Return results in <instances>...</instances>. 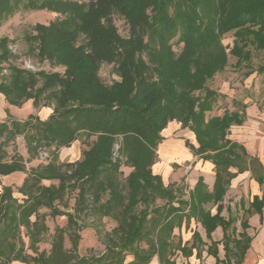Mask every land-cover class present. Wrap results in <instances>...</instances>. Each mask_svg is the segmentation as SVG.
Returning <instances> with one entry per match:
<instances>
[{
    "label": "trees",
    "instance_id": "1",
    "mask_svg": "<svg viewBox=\"0 0 264 264\" xmlns=\"http://www.w3.org/2000/svg\"><path fill=\"white\" fill-rule=\"evenodd\" d=\"M178 2L0 0V22L22 9L63 15L58 18L61 26L55 27V20L36 23L35 33L26 40L35 43L39 60L64 67L62 72L20 67L13 63L16 55L7 38L0 39V71H8L1 74L0 92L7 102L20 107L31 99L34 109H52L44 119L30 113L22 120L8 115L0 121V177L15 171L25 174L18 187L2 185L0 179V264H150L154 258L159 264H178L172 258L177 252L190 256L196 248V258L201 256L197 231L192 233L191 245L174 231L182 225L187 228L191 220L200 222L208 236L222 226L220 242L213 241L207 248L216 264H242L252 240L245 231L246 220L241 223L244 230L235 234L234 218L225 219L220 213L230 180L256 158L248 157L244 164V146L227 137L229 128L245 119L244 105L241 111L225 110L221 116L207 117L217 92L204 83L222 70L228 55L241 64L251 58L250 44L264 47V0H237L218 30L209 26L204 1H193L197 10L193 24L182 17ZM253 11L257 14L250 19L252 26L262 23L263 30H252L249 37L241 34L240 29L246 28L242 26L231 44H223L219 36L248 22ZM114 13L128 24L127 36L119 33ZM76 20L82 26H75ZM175 37L182 43L180 51L173 50ZM81 59L86 68H78ZM103 62L113 65L119 81L110 85L101 81L97 70ZM257 70L264 72V63ZM124 89L127 92L121 95ZM196 90L203 92L195 94ZM173 120L194 133L198 145L185 139V146L214 163L211 190L199 175L185 195L180 186L166 185L160 174L152 172L156 148L164 139L161 131ZM81 135L96 138L83 150V158L60 162L59 149ZM142 149L147 150L143 162L138 156ZM122 164L132 167L124 185L119 179ZM257 178L264 182V175ZM55 179L56 186L43 183ZM70 192H75L72 211H61L55 201L64 200ZM207 203L216 204V213L203 208ZM252 204L260 212L264 190L262 199L254 196ZM41 208L51 216H66L71 229L69 248L65 229L59 226L49 247L40 248L48 230ZM87 215L98 220L110 217L116 224L107 232L95 227L104 249L80 255V221ZM219 243L223 259L218 257Z\"/></svg>",
    "mask_w": 264,
    "mask_h": 264
},
{
    "label": "rangeland",
    "instance_id": "2",
    "mask_svg": "<svg viewBox=\"0 0 264 264\" xmlns=\"http://www.w3.org/2000/svg\"><path fill=\"white\" fill-rule=\"evenodd\" d=\"M80 1L88 2V0ZM193 1L195 0H179L178 2L180 3L178 7H181L180 13L182 14V12H184L182 17L189 21L190 24H193V18L197 16V10L195 9L196 6L193 5ZM202 1L205 2L204 14L208 16V19L210 20L209 26L212 30H214L217 29L218 25H222L226 17L230 16L229 11L232 9V6L237 0ZM254 11L252 15H250L251 17H249L248 22H244L238 27L227 30L219 36L223 44H231L234 35H236V30L240 29L242 26H246V28L245 30L244 28L243 30L240 29L241 34L249 35V37H251L252 30H263L262 23L252 26L250 19L257 14L254 13ZM61 17H63V15L47 10L22 9L3 19L0 22V39L3 37L7 38L8 47L11 49L12 53L16 55L15 58L12 59L13 63L32 71L44 70L46 72H62L64 69L63 66L52 65L46 60H39L36 56L37 49L35 43L26 40L27 35L35 33L34 25L36 23L47 25L55 20L54 22L57 23H55L54 26L57 27L56 25H62V22L58 20V18ZM112 18L119 33L122 36H127L128 24L125 20L116 13L112 15ZM80 24L79 20H76L75 26H82V24ZM69 28L72 29L71 24ZM194 31L195 30H192L193 33ZM176 41L177 38L175 37L172 40L173 50L180 51L182 43ZM248 47L251 51V58L248 62L238 64L235 57L228 55L226 65L222 68V70L217 71L211 78L207 79L204 85L205 87L215 91V93L217 92L212 109L206 113L207 117L213 115L221 116L225 110L229 112L234 110L241 111L243 109L242 106L244 105V122L241 125H232L229 128L227 137L242 144L249 155L257 157L256 161L254 160L251 163V173L254 172L256 175L260 166H262L264 171V72L259 73L257 70L258 66L264 63V47L257 48L255 45L251 44ZM82 59L77 64L79 69L86 68V63ZM5 65L6 64H3V67H5ZM247 71H251V73L246 76L245 74ZM6 73H8L7 70L0 71V78L1 74ZM97 74L101 81L108 85L120 80L119 76L114 72L113 65L111 63H101L97 70ZM126 92L127 90H122L121 95ZM202 92L196 90L195 94H201ZM51 110V107L48 106H45L43 109L42 107L34 109L31 99H28L20 107L15 105L12 106V104L7 102L5 94L0 92V117L6 118L8 115H11L18 119H25L30 113H35L39 117H47ZM161 134L164 139L156 148V160L151 167L152 172L160 174L164 184H175L180 186L185 195L188 194V191L193 187L199 175H203L207 188L211 189L214 181V163L210 159H203L201 154L195 155L189 147L184 145L185 139L189 141V143L193 144L194 147L198 145L194 137V133L189 131L188 128L180 127V123L173 120L168 122L163 131H161ZM119 138H117L113 146L115 155L117 154V149L119 147ZM95 139V136L85 137L84 135H81L79 139L73 141L70 146L59 149V161L74 162L82 159L83 150L87 149ZM17 144H19L18 148L21 150L23 144L21 142V137H18ZM146 154L147 150L142 149L138 155L141 157V162L146 159ZM249 155L244 158V164H246V160L249 159ZM37 161L38 160H34L32 163L36 164ZM131 169V166H127L125 164L120 166L119 179L121 184H125V177ZM2 176L6 175H1V177ZM252 177L249 176V172H246V177L237 176L231 180L222 200L224 207L223 215L227 216L228 211L230 217H232V215L238 216V201L240 199L248 200L253 193L260 191V188H258L255 182H253ZM1 179L4 181V178ZM43 183L47 185L53 183L56 186L58 180H44ZM16 185V187H18L20 183ZM74 194L75 192H70L64 200L55 201L61 211H72ZM105 198H107L106 195H104V199ZM213 206L215 207V205L207 203L204 204L203 208H210L211 211L214 212ZM40 211L46 213L45 222L48 227L47 232L43 235V241L39 244L40 248L47 249L49 247V242L56 226L63 227L65 229V247L69 248L71 246V242L68 236L71 229L67 226L66 216L63 214L51 216L48 214L49 210L46 208H41ZM263 215L262 211L259 215L258 213H254L251 216V221H253L252 226H257L259 223V217H262ZM255 216L257 218H254ZM80 223L83 225L79 231L80 239L78 242V253L80 255H89L101 252L104 249V245L101 242L95 227L101 229L102 232H107L116 224L110 217H102L98 220L95 215L84 216ZM197 223L201 225L200 222ZM197 223L194 222V220H191L187 228L182 225L180 229H174L176 234H180L183 242L186 241L188 242V245H191L193 242L192 231L197 228V231L200 233L199 237L201 240V245L199 247L201 251L200 258H196V248L192 249V254L190 256H183L180 252H177L172 258H175V261L178 264H216L215 258L208 255L206 251L208 246L212 244V238L219 240V235L213 234V237H211V235L208 236L207 232L203 229L204 227H201L202 225L200 226ZM260 223H263L260 231H264V222L262 221ZM233 224L234 223H232V225ZM234 225H236V233H238L241 230L239 222H235ZM218 226L222 228L221 225ZM245 231L247 232L246 229ZM221 233H219L220 237ZM228 233L230 232L228 231ZM249 233L251 234L253 231ZM24 240L27 241L26 236L24 237ZM253 248L254 247H252L251 250ZM217 250L218 257L223 259L224 250L221 243L217 245ZM150 264L159 263L156 258H154Z\"/></svg>",
    "mask_w": 264,
    "mask_h": 264
},
{
    "label": "crops",
    "instance_id": "3",
    "mask_svg": "<svg viewBox=\"0 0 264 264\" xmlns=\"http://www.w3.org/2000/svg\"><path fill=\"white\" fill-rule=\"evenodd\" d=\"M13 106V105H12ZM44 107H42V109H43ZM49 115V114H48ZM5 117H0V121L1 120H3ZM41 119H44V118H46V117H40ZM20 120H22V119H20ZM245 120V119H244ZM244 120H243V122H244ZM242 122V123H243ZM163 131V130H162ZM190 131V130H189ZM193 133V132H192ZM229 138V137H228ZM230 139V138H229ZM232 140V139H231ZM185 145V144H184ZM245 148V147H244ZM246 150V149H245ZM246 153H247V151H246ZM247 155H249L248 153H247ZM249 157H253V158H257L256 156H252V155H249ZM251 165H250V167H249V165H248V167L246 168V169H244V170H242L241 172H238L237 173V175L235 176V177H233L231 180H233L234 178H236L237 176H241V177H246V172L248 173L249 172V176L250 177H252L253 178V182H255V184L257 185V187L258 188H260V191L259 192H255V193H253L250 197H249V199L248 200H245V199H240L239 201H238V210H239V214H238V216H236V215H232V217L234 218V221H233V223L235 224V222H239V226L241 227V230L240 231H242V230H244V228L242 227V220H246V223H247V228H246V230H247V233L252 237V240H251V243H250V247L248 248V250L246 251V253H245V257H244V259H243V262H242V264H264V231H260L261 230V228H262V224L260 223V222H264V215L262 216V217H259V223L261 224V226H260V224L258 223V225L257 226H252V223H253V221H251V216L254 214V213H258V215L259 214H261V211H262V214H264V205L261 207V210H260V212L258 211L257 212V210H256V207L252 204V202H253V199H254V196H256V197H258L259 199H262V193H263V190H264V182H259L258 181V176H260V175H264V171H263V168H262V166H260L259 168V170H258V172H257V174L255 175L254 174V172H252L253 173V175H252V173H251ZM261 169H262V171H261ZM230 170L233 172V171H236V168H233V167H231L230 168ZM242 174H244V175H242ZM24 173L23 172H20V171H15V172H12V173H10L9 175H6V176H2V177H0V179L1 178H4V181H3V179H1L2 181H1V184L2 185H12L13 187H16L17 185L16 184H21V181L23 180V178H24ZM201 176H203V175H201ZM248 176V175H247ZM255 177V178H254ZM19 178V179H18ZM240 178V177H239ZM214 179H215V171H214ZM203 180H204V177H203ZM231 180H230V182H231ZM3 182V183H2ZM196 182V181H195ZM205 182V181H204ZM236 182V181H235ZM213 183H214V181H213ZM195 184V183H194ZM211 189H212V187H211ZM211 189H209V190H211ZM222 204H223V202H222ZM211 205H213L212 203H211ZM235 205V204H234ZM214 207V206H213ZM210 209V208H209ZM223 210H224V207H223V209H222V211H221V213H220V215L222 216V217H224L225 219H227L228 218V216H229V214H228V211H227V216H225V215H223ZM210 213L211 214H214V213H216V204H215V207H214V212H212L211 211V209H210ZM254 218H257L256 216L254 217ZM258 220V219H257ZM258 222V221H257ZM197 223V222H196ZM197 224H199V223H197ZM232 225V227L234 228V231H235V233L237 232V227H236V225ZM200 225V224H199ZM185 226V225H184ZM201 226V225H200ZM202 227V226H201ZM259 227H260V229H259ZM204 229V228H203ZM249 229H251V230H249ZM254 229H255V232H254ZM259 229V230H258ZM198 229L196 228V229H194L193 231H197ZM221 230V231H220ZM193 231H192V233H193ZM204 231H205V229H204ZM239 231V232H240ZM253 231V233H249V232H252ZM198 233H199V231H197ZM222 232V233H221ZM219 233H221V237H220V234ZM200 234V233H199ZM205 234H206V232H205ZM213 234H218L219 235V240H216V239H213L212 238V241L211 242H213V241H215V242H220V239L222 238V236H223V230H222V228L220 227V226H216L215 227V229L211 232V237H213ZM211 237H210V239H211ZM186 242V241H185ZM190 243V242H189ZM252 247H254L252 250H251V248ZM250 251H251V253H250ZM207 252V251H206Z\"/></svg>",
    "mask_w": 264,
    "mask_h": 264
}]
</instances>
